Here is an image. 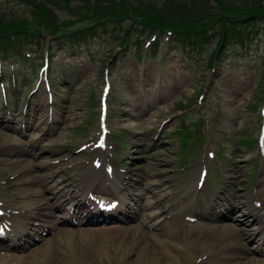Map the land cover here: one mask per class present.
<instances>
[{
    "label": "rangeland",
    "instance_id": "rangeland-1",
    "mask_svg": "<svg viewBox=\"0 0 264 264\" xmlns=\"http://www.w3.org/2000/svg\"><path fill=\"white\" fill-rule=\"evenodd\" d=\"M45 18L51 25L84 32L52 38L46 31L58 26L43 25L46 31L38 33L34 28ZM164 19L174 21L178 31L170 39L157 25ZM252 22L257 23L244 28ZM19 28L24 33L0 39V194L11 197L20 188L60 194L63 179L74 177L79 185L94 159L106 157L124 182L148 178L166 195L157 196L155 209L177 230L178 244H184L183 253L176 254L180 261L191 264L189 258L201 256L199 262L212 251L234 253L237 206L264 200V157L258 143L264 107V0H0V31ZM158 32L153 43L152 34ZM223 32L229 41L210 66ZM107 82L108 148L99 153L100 97ZM200 170L206 176L203 189L194 199L184 198L182 190L194 185ZM160 171L162 178L152 179ZM220 199L221 207L212 212ZM70 205L57 214L65 216ZM231 208L233 217H226ZM256 223L250 220L247 232ZM115 224L94 227L112 230ZM122 226L145 228L138 219ZM193 231L203 240L195 247L184 241ZM56 233L34 234L37 241L14 253L26 260ZM245 245L250 250L241 251L239 264L247 258L264 262L255 251L257 236L246 238ZM133 249L86 261L134 264L139 252Z\"/></svg>",
    "mask_w": 264,
    "mask_h": 264
},
{
    "label": "bare ground",
    "instance_id": "bare-ground-1",
    "mask_svg": "<svg viewBox=\"0 0 264 264\" xmlns=\"http://www.w3.org/2000/svg\"><path fill=\"white\" fill-rule=\"evenodd\" d=\"M15 134L20 133L15 132ZM100 152L102 151L100 150ZM102 162V158L97 159L91 171L85 174L79 181V185L74 181V177L63 179L61 185L63 190L68 189L66 194L64 192L62 193L63 190L61 189L60 194L53 193L51 196H47L44 188H20L15 195L11 197H1V209L2 213H4L1 218H3L4 215L8 216L7 218H3V226L8 234H15L14 237L18 238L17 242L4 245L1 244L0 250L13 249L19 251L25 249L27 246L30 247L34 240L22 241V239L25 237L31 238L33 228L36 233L51 230L48 225L41 223L36 224V222L42 221V219L55 218L53 216L54 212L63 210L70 201L74 205V207L71 208V213L75 215L64 220L62 224L72 225L76 222L83 223L84 219H80V216L86 212L91 213V204L89 202L94 196L92 194L93 192L97 194L93 201V205L95 206H100L102 204L105 206L110 205L112 200L114 203H118L119 213L116 221L129 222L131 219L137 218L140 219L141 224L145 226V228L157 229L159 233L153 234V232L145 228H137V226L125 227L119 224L113 227L112 230L105 229V227H89L86 229L55 228L57 233L52 241L35 250H31L32 254L31 256L29 255L30 257L28 259L25 260L22 256L16 254L5 253L4 255H0V264H23L24 261L25 264H88L86 260L90 256H96L102 260H104L105 257H109L110 259L116 255L122 256L125 253V249L127 250V248L130 249L132 247H134V252H139L138 257L133 261L134 264H152L155 261H157V263L161 261V264H186L180 261L176 256V254H182L184 250V244H182V246L178 244L177 230L170 222L165 220L163 215L160 214V211L155 209L158 204L156 198L162 195V191L159 192L160 187L157 183L152 182V180L148 178H142L138 181L131 182V184L126 183V185L120 188L119 183H121V179L119 178L118 183L115 174L113 175L107 171L105 167H102ZM25 163L26 160L17 162L16 164L22 165ZM194 175L195 174L192 175V178ZM158 178H162L161 171L158 173V176L152 177V179ZM46 179L47 178H45L43 182H48ZM34 182L36 184L41 183L40 181ZM164 183L170 184L168 181ZM79 186L83 187V192L79 190ZM195 186L196 182H194L193 186H189L182 190L184 198L189 199L195 196ZM129 187L132 190H137L139 188L141 193L137 194V196H132L127 192L129 191ZM162 196L166 195L163 194ZM63 197L65 199L61 200ZM237 197L238 196H236V198ZM145 198L147 201L143 207H141V212H138V206L137 209H134V207L140 205ZM15 200H19V202ZM130 200L135 202V206H133ZM223 201V199L216 201L212 208V212H216L221 207ZM260 205L261 201L256 200L252 205H249L248 202H244L243 206L245 207L241 205L237 206V210L242 217L241 218L239 214H237L238 227L243 226V228L240 231L238 227H235L237 238L232 247L234 253H222L220 255L212 251V253L204 257L201 263L197 261L201 256H196L197 259L193 261L189 258L191 264H239L238 259L242 254L241 251L248 252L250 250V247L245 245V239L247 238V240L250 241L255 236H260L258 237L259 246L256 247L257 249L255 248L256 252L262 253V248L260 246L264 245V212L262 209H258ZM233 209L234 208H231L229 210V214L226 217H233V214H231ZM93 210H95V208ZM116 216L111 218H116ZM221 217L222 214L218 215L217 219ZM252 219L257 223L252 227V231L247 232L246 227ZM85 221L89 226L98 222L106 223L104 222L105 219L96 217ZM201 227L204 230H208V226ZM209 228L214 227L209 226ZM225 228H227V226L223 227V229ZM217 229L219 228H214L213 231L215 232ZM107 232H110V236L106 235ZM14 237L12 238L13 240L15 239ZM1 238H3V235L0 234V239ZM75 239H79L76 244L74 243ZM184 241L186 243L191 242L194 247L201 243L198 233L185 235ZM258 247H260V249H258ZM187 252L189 251L187 250ZM128 253L132 254L133 252L129 251ZM193 253L196 255L198 251L194 249ZM31 257H33V259H31ZM245 262L240 264L264 263L263 260L258 258H247Z\"/></svg>",
    "mask_w": 264,
    "mask_h": 264
},
{
    "label": "trees",
    "instance_id": "trees-1",
    "mask_svg": "<svg viewBox=\"0 0 264 264\" xmlns=\"http://www.w3.org/2000/svg\"><path fill=\"white\" fill-rule=\"evenodd\" d=\"M105 14V13H104ZM110 15H113V14H108L107 16H110ZM159 26H164V25H172L174 26V21L170 22V20L168 19H164L163 21L159 22V24H157ZM12 33L10 32H5L4 35L2 36L3 38H6V37H9L11 36ZM223 44V43H222ZM222 50V46L219 45V47L215 50L214 54H213V57H212V60L221 52Z\"/></svg>",
    "mask_w": 264,
    "mask_h": 264
}]
</instances>
